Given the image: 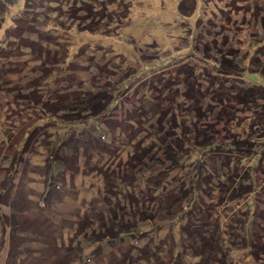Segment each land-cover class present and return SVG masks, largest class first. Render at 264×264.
Here are the masks:
<instances>
[{
	"label": "rangeland",
	"instance_id": "obj_1",
	"mask_svg": "<svg viewBox=\"0 0 264 264\" xmlns=\"http://www.w3.org/2000/svg\"><path fill=\"white\" fill-rule=\"evenodd\" d=\"M180 1L18 0L6 14L0 11V264H264V252L254 255L240 228L251 219L264 246V154L260 159L236 151L246 158L226 165L220 178L215 169L222 158L215 152H186L187 171L174 174L183 179L203 160L207 183L192 202L183 201L174 219L162 220V211L151 221L134 217L138 209L157 216L159 206L173 201L159 195L178 197L172 182L154 197L145 195L157 171L151 158L147 173L135 174L138 189H147L135 192L140 199L127 202L106 184V174L124 172L136 152L148 149L147 161L167 143L155 134L157 104L169 110L168 118L180 115L187 78L201 86L205 108L221 101L236 118L231 130L217 125L213 113V120L199 118L200 125L215 123L221 142L253 137L258 151L264 148V98L239 104L232 88L223 92L219 81L264 90V0H186L191 14L186 17L178 12ZM86 5L106 16L96 20L97 28ZM122 5L130 6L123 27ZM115 10L119 13L107 18ZM18 12L21 17L14 19ZM223 67L236 73L225 76ZM94 97L107 99L101 115L84 112L74 120L73 102ZM40 100L73 106L60 117ZM186 125L176 133L189 129ZM228 176L244 181L248 194L230 200L223 184ZM58 179L64 183L57 188ZM143 196L151 204L144 205ZM194 205L195 223L203 230L196 240L190 220L182 218ZM115 212L138 228L107 245L101 236ZM212 234L219 248L210 263L194 247Z\"/></svg>",
	"mask_w": 264,
	"mask_h": 264
},
{
	"label": "trees",
	"instance_id": "obj_2",
	"mask_svg": "<svg viewBox=\"0 0 264 264\" xmlns=\"http://www.w3.org/2000/svg\"><path fill=\"white\" fill-rule=\"evenodd\" d=\"M17 1L18 0H0V11L6 14L5 12L6 9L16 4ZM28 2L29 0H26V4H28ZM186 4H187L186 0H182L178 4V12L180 13L182 17L191 15L187 13L186 11ZM123 6H125V10L127 11L126 12L127 14L125 16L123 14L118 15L120 17L119 20L121 19V21H119L120 26H122V22H124V19L127 17L130 11V8H129L130 6L122 5L120 8H122ZM83 9L84 10L86 9L87 12L89 11L90 14L87 18H89L91 22H93V24H96L95 25L96 27L94 28H97V26L101 24V21L104 20V18L106 17L105 14L103 13L100 16H98V14L94 13L95 9L90 5H86L85 8ZM117 13L119 12L115 10V12H113L112 14H109L107 18H114V16ZM18 16L21 17L20 12H18V14L14 16L13 18L16 19L18 18ZM96 20H101V21L97 22ZM20 23L21 22H19V24L16 25L18 29H16L15 32H18V31L19 33L21 32L22 29L20 27L21 26ZM7 32H8V29L5 30L4 36L7 35ZM23 38L24 37L22 36V39ZM226 68L227 67H225L224 69L223 67V69H220L221 73L224 74L225 76H230L236 73L235 71H229L228 68L227 69ZM185 81L187 82V84L184 89L185 91L183 95L185 97L186 102L185 103L182 102L179 106V108H181L179 112L180 115L175 114L174 116L168 118L169 110L164 111L161 108L162 106L161 103L157 104L158 109H157L156 114H154V118L156 119L154 123V128L156 129L155 134L158 137V140H161V142L165 141L167 143L163 147L159 145V148L153 151L150 157L147 158V161L145 158L148 157L147 156L148 149H144V151H142L141 153L136 152L133 155V157L129 159V163L126 166L127 169L124 172H118V173L114 172L112 174H106L107 187L112 188L111 185H114V187L116 188V189L114 188V189H109V190L117 195H124V197H127L126 199L127 202L132 201L133 198L135 197L137 199H140L139 195L135 194L136 191L143 193L142 190H145V191L147 190L145 188L138 189V187H140L141 184H139V180H137L138 176L136 177L135 174L147 173V170L144 171L145 165H146L145 163H147L150 158L154 162V164H156V167H157V171L156 172L153 171L155 175L153 174L147 182L149 184L148 185L149 189L154 193L150 191L151 193L150 195L145 194V193L144 194L147 195V197L148 196L154 197V194H159L160 192L167 190L169 182L173 183L171 187L173 188V186H175L177 191H175L172 194H176L178 195V197L174 199L172 198L173 195L171 194L170 195H159L160 197L164 198V199L162 198L161 201H166L170 199H173V201H168L169 204H166L165 207L159 206L160 211L156 213L157 216L153 214L151 215L149 214L148 216L146 214V211L148 210L138 209L137 211H135L134 217L138 215V218H141L142 221L149 220V219L151 221L152 219L153 220L156 219L158 215H160L161 211L163 212V215H162L163 218H161L162 220H164L165 218L174 219L177 215L182 213L183 207L181 205L183 204V201L189 200L192 202L196 198L195 196H197V193H199L200 190H203V189L205 190L204 185L207 183L204 178L206 175V172H205L206 166L204 165L203 160H201V162H199V165L196 166L195 172H193L194 169L190 170L189 172L186 173V177H183V179L178 178V175L174 174V171L176 169L187 171L188 164L186 163V156H187L186 152L188 153V151L190 150H195L193 148H198L200 151L207 153V154H209V152H215L217 157L222 158L223 165L216 166L217 168L215 169V171L217 172V174H219V176L223 172H226L225 170L226 165H230V164L238 165L239 162L243 163L246 157L239 155V154L234 155L233 153H237L236 151H242L244 153L253 152L254 155L259 154L258 158L260 159H261V155L264 154V153H261V151L264 152V148L261 151H258V149L256 148L257 144H255L254 141H252L254 140L253 137H252V140L250 138H245V137L241 139V137H237L234 135L231 139L229 140L227 139L228 141L221 142L218 135H216V133H218L219 130L215 129V123L206 120L205 125H200L199 118L208 117L209 119L212 118L213 120L214 117L209 116L210 113H213L212 115H215L216 117L215 121L217 125L223 124L224 127L227 128L228 126L229 130H231V127H234L233 123L234 121H236V118L234 117V112L232 111L230 112L228 109L224 108V105L221 103V101L219 105H216V103L212 104L210 102L208 107L205 108L206 101L202 99L203 97L201 95L202 94L201 86L198 85L196 87L197 83L194 82V80L189 79V78H187ZM219 81L221 85L220 87L222 88L223 92L224 90H227L228 93H231L232 90L235 92V94H233V96L231 97L235 98L239 104H248V100L251 101V99L255 97H259L261 99L264 98V90L263 91L257 90L256 88H253L250 85H247V87H245L244 84L237 85L236 83L234 84V82L232 86L230 87L226 85V82L228 81V79H219ZM231 88L232 90L230 91ZM221 92H219V94ZM220 95L222 98L224 97L223 94H220ZM104 100L107 101V99H101L100 101L98 100V102H96V97L90 100L88 99L75 100V102H73L74 103L73 105L75 106L73 108V112H75L76 114L74 115L73 119L74 120L80 119L84 112H86L87 114H90L91 116L99 117L105 109V105L104 104L102 105V102ZM42 104L44 105V107L53 110L54 113H56L60 117L67 116L66 110H72V108L70 107L73 106V105L69 106L70 103L67 104L66 106L65 104H62L61 102L60 103L55 102L54 104L43 102ZM61 111H63V113L59 114ZM196 117H198V119H196ZM194 118L196 119L195 122L193 121V123L186 125L187 121L189 120L191 121ZM183 125H186L184 128L189 127V129L187 130L180 129V133H176L177 128ZM164 127L167 129H164ZM253 128L254 127H252V129ZM153 140L154 142L152 143L155 144L156 143L155 141L157 139H153ZM186 142H189V145H187ZM229 154L234 155V158L227 156ZM251 157L254 158L253 155H251ZM205 161L208 163L210 162V159L209 158L208 160L205 159ZM227 170H229L228 167H227ZM62 173H67V170L64 169ZM228 174H229V171H228ZM209 177L210 176H208V178ZM221 177L222 176H220V178ZM236 179H237L236 183L232 184L233 180H236ZM57 181L58 183H56ZM57 181L53 182L54 184L58 185L57 188L61 187L62 186L61 184L64 183V182H60L59 179ZM187 181L189 182L188 184H187ZM243 182L244 181L239 179V177H231V176L227 177V180L223 184L224 185L226 184V186H228L227 192H229L230 194L229 196L230 200H233L236 197H241L244 194H248V187ZM209 184L212 185L211 183ZM255 186H257L256 183H255ZM177 187L179 189H177ZM250 192H252V189L250 190ZM142 200H144L143 201L144 205L151 204L150 200L145 198L144 196ZM156 202L158 203V201L155 199L154 203ZM197 204L199 203L196 201L195 205ZM195 205L193 206V210L189 213L190 215H188V217L187 215L186 216L182 215V218L184 220H190V222L188 223V228H189L188 230L189 232H191V236L194 238V240L197 239L195 236L198 233L200 234L201 231H203L201 229V226L195 223V216L197 217V208H196L197 206L195 207ZM149 211L152 212L153 209H150ZM198 211H200L199 216H201V210L198 209ZM202 216L205 218V216L207 215H205L203 212ZM113 221H114L113 224L106 226V228L109 227L110 230L101 236L103 239H104V236L108 238L107 245H108V242L112 243V241H115L114 239H118L117 238L118 235H123L126 232H133V234H135L138 228L137 223L131 225L128 221H123V220L120 221L116 212H115ZM240 228L244 231L245 239L246 241L248 240V243L250 244V247L253 250L254 255L259 256L260 254H262L264 252V246L260 240L258 242L256 239L257 233L255 232V228L253 227V225H251V219L246 220L241 225ZM214 235L215 234H212L209 237L203 235L202 236L203 239L200 240L201 241L200 243L203 246L194 247V250H198L197 254L202 255V257L205 260L207 258V260L210 263L213 262V258H214L213 254L218 252L217 250L219 248V247H216L217 244L215 241H213Z\"/></svg>",
	"mask_w": 264,
	"mask_h": 264
}]
</instances>
